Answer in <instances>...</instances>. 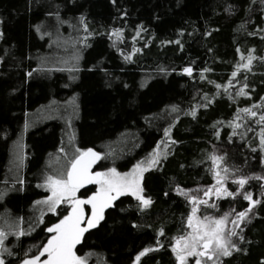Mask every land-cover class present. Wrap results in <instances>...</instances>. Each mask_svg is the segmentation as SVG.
<instances>
[{
    "label": "trees",
    "instance_id": "obj_1",
    "mask_svg": "<svg viewBox=\"0 0 264 264\" xmlns=\"http://www.w3.org/2000/svg\"><path fill=\"white\" fill-rule=\"evenodd\" d=\"M249 54L250 70L233 77ZM241 88L247 95H239ZM253 105L256 117L241 111ZM260 115L264 0H0L5 264L35 256L47 229L67 214V203L53 212L37 202L47 200L46 178H62L88 148L100 152L99 169L121 174L159 154L140 180L151 205L120 195L83 233L77 255L86 264H132L151 248L137 264H179L172 247L188 229L192 205L177 189L211 185L213 155L223 156L237 179L264 177ZM94 188L77 191L78 198ZM227 190L241 194L218 199L215 208L201 206L198 214L234 210L235 218L249 207L244 192L260 203L231 238L239 251L220 264H264V180L249 179L243 189L231 182Z\"/></svg>",
    "mask_w": 264,
    "mask_h": 264
},
{
    "label": "snow or ice",
    "instance_id": "obj_2",
    "mask_svg": "<svg viewBox=\"0 0 264 264\" xmlns=\"http://www.w3.org/2000/svg\"><path fill=\"white\" fill-rule=\"evenodd\" d=\"M113 35L117 38L122 37L120 30H115ZM139 35V33H137ZM179 43V41H177ZM130 59V57H125ZM243 55L241 60H243ZM255 59L251 54L247 57L246 64H238L236 66V71L232 72V76L235 77L237 72L241 69L250 70L251 63ZM207 71V69H205ZM184 72L189 76L192 75L191 68H185ZM231 80L224 90L227 92L228 87L231 86ZM220 88V85H216ZM239 95H247L244 88H241ZM259 107L258 105H253L252 108H245L241 111L244 113H249L252 117H256L257 113L253 111L254 108ZM175 110V109H173ZM193 116L196 115L195 110L191 113ZM239 118V113L237 114ZM257 124L264 125V115H260L255 121ZM235 127H241V125L236 124ZM167 134V133H166ZM235 134V131L234 133ZM260 143L264 147V128L260 132ZM159 153H154L153 158L148 161L149 167L154 166L158 160L157 155ZM99 154L93 152L89 149L87 152H81L79 156L75 157L70 163L69 170L63 174L62 178H56L49 176L46 178V185L51 189L52 195L47 198V200L37 203H46L49 205V210L55 212L57 206L62 202H67L71 205V212L64 216L59 223L55 224L53 227L47 229L49 233H54L50 239H48L47 244H45L40 251L39 255L33 256L29 259L23 261V264H86L84 258L77 256L74 252L75 246L80 243L83 233L89 228L95 227L99 220L103 219V211L105 208L111 206V202L118 198L120 195L130 192L133 196L140 201L143 208H147L151 205L152 201L150 198H145L143 195V188L140 184V178L142 177V172L146 169H141L138 164L136 168L133 169L131 173L120 174L116 169H110L107 173L96 172L92 174L90 172L91 165L98 160ZM213 168L209 171L214 172L216 178V183L207 190H204L203 195L205 197H210L215 195L217 198L232 197L233 199L240 195L239 191L231 192L224 187L223 181L227 178V173L229 169L227 167L220 168V164L223 162V156H211L210 157ZM218 169V170H217ZM221 171L225 173L221 176ZM254 179H262L264 177H252ZM248 177L241 176L239 179L233 181V183L238 185L239 189H243L245 184L248 183ZM99 184L100 190L89 197L87 200L78 199L76 197L77 191L83 187L85 184ZM177 191L184 196H188L189 193L182 189H177ZM242 198L249 201V207L238 213H235V219H232L230 223L233 225L231 229L227 227L229 223V216L233 215L232 212L225 213L220 219H215L209 216H204L203 219L197 217L198 206L207 205L215 208L216 205H208L207 199H197L196 196H191L192 214L187 218L188 227L191 232L187 233L186 236H182L176 240V247L174 251L176 252L179 264H187V259L189 257H196L195 264H220V258L223 256L232 255V251H239L235 244L232 243V237L237 236L238 233L236 228L239 227L252 211V208L260 203L259 200H254L251 192H244ZM91 205V218L87 220V227H81L84 221V208L83 205ZM19 235H23V232H18ZM161 234H163L161 232ZM7 233L0 230V246L3 245V240L6 238ZM242 240L243 237L241 236ZM155 249H145L142 251L135 259L139 262L140 258L144 256L149 251H154ZM8 251L7 249L0 248V264H5L2 258V253ZM47 254V258L41 260V257Z\"/></svg>",
    "mask_w": 264,
    "mask_h": 264
},
{
    "label": "rangeland",
    "instance_id": "obj_3",
    "mask_svg": "<svg viewBox=\"0 0 264 264\" xmlns=\"http://www.w3.org/2000/svg\"><path fill=\"white\" fill-rule=\"evenodd\" d=\"M215 156H218V155H215ZM219 157V156H218ZM151 160V159H150ZM149 160V161H150ZM140 166H141V169H146L147 168V166H149V165H146V163H138ZM138 164H136V165H134L132 168H130L127 172H125V173H123V174H126V173H131L132 171H133V169L134 168H136V166L138 165ZM214 166H213V163H212V168H213ZM220 168H224V166H223V164L221 163L220 164ZM218 170V169H217ZM145 171V170H144ZM143 171V172H144ZM107 172H109V169L108 170H102V173H107ZM143 172H142V174H143ZM121 174V173H120ZM122 174V175H123ZM225 175V173L224 172H222L221 171V176H224ZM140 180H141V178H140ZM235 180H237V178H235V177H233V176H231V174L228 172L227 173V178L223 181V185H224V187L225 188H227V184L228 183H231V182H233V181H235ZM216 183V178H215V176H214V172H213V182H212V184L211 185H209V186H207V187H202V188H195V189H190V190H184V191H187L188 193H189V195L188 196H186V198L189 200V202L191 203V196H196L197 197V199H207L208 200V205H212L215 201H217L218 199H220V198H217L215 195H211L210 197H205L204 195H203V192H204V190H207L208 188H211L214 184ZM45 190L48 192V195H47V198L49 197V196H51L52 195V192H51V189L50 188H48L47 187V185H46V183H45ZM100 190V185L99 184H97L96 186H95V188H94V191L91 193V194H89L87 197H85V198H78V192L76 193V197L78 198V199H82V200H87L89 197H91L92 195H94L95 193H97L98 191ZM223 198H225V197H223ZM67 202L65 201V202H62L61 204H59V205H62V204H66ZM112 203V202H111ZM58 205V206H59ZM66 205H68V211H67V214L66 215H68L70 212H71V205L69 204V203H67ZM88 204H85V205H83V208H84V213L86 214L85 216H84V221H83V223L81 224V227H87V225H85L86 224V221L89 219V218H91V205H89L90 207L89 208H87V207H85V206H87ZM191 205H192V203H191ZM57 206V207H58ZM203 207V206H206V207H210V206H207V205H199L198 206V212H199V208L200 207ZM192 207H193V205H192ZM198 212H197V217L198 218H200V219H203V217L202 216H200L199 214H198ZM191 214H192V211H191ZM190 214V215H191ZM65 215V216H66ZM223 216V215H222ZM222 216H220V217H212V218H215V219H220ZM211 217V216H210ZM64 218V217H63ZM62 218V219H63ZM232 219H235L234 217H229V223H228V225H227V227L229 228V229H231L232 227H233V225L230 223V221L232 220ZM240 226V225H239ZM239 227H237L236 228V230L238 229ZM189 232H191V229L188 227V229H187V231H186V233L183 235V236H186L187 235V233H189ZM52 235H54V233H50V236L48 237V239H50L51 238V236ZM180 238V237H179ZM48 239H47V241H48ZM178 239V238H177ZM177 239H175V241H174V243H173V249H174V247H176V240ZM47 241L43 244V246L45 245V244H47ZM43 246L39 249V251H38V253L36 254V255H39V253H40V251H42V248H43ZM74 252H75V254L77 255V253H76V246H75V248H74ZM173 252H174V254H175V256H176V252L173 250ZM35 255V256H36ZM78 256V255H77ZM80 257V256H79ZM137 257V256H136ZM135 257V258H136ZM31 258V257H30ZM47 258V254H45V256H43V257H41V260H43V259H46ZM176 258H177V256H176ZM27 259H29V258H27ZM197 258L196 257H189L188 259H187V263H189V264H195V260H196ZM24 260H26V259H24ZM24 260H22L21 262H19V263H17V264H23V261ZM132 264H137V261H136V259L132 262Z\"/></svg>",
    "mask_w": 264,
    "mask_h": 264
},
{
    "label": "water",
    "instance_id": "obj_4",
    "mask_svg": "<svg viewBox=\"0 0 264 264\" xmlns=\"http://www.w3.org/2000/svg\"><path fill=\"white\" fill-rule=\"evenodd\" d=\"M89 149H91L93 152H95V153H98L99 154V159L98 160H96L95 161V163H93L92 165H91V169H90V172L92 173V174H95L96 172H101L102 173V170L101 169H99V166H98V164H99V162H100V159H101V154H100V152L98 151V150H96V149H93V148H88V149H86V150H84L83 152H87ZM80 155V154H79ZM78 155V156H79ZM69 167H70V165H69ZM69 167H68V170H69ZM67 170V171H68ZM97 184H95V183H93V184H85L83 187H81L79 190H82V189H88V188H91V187H94V186H96Z\"/></svg>",
    "mask_w": 264,
    "mask_h": 264
}]
</instances>
